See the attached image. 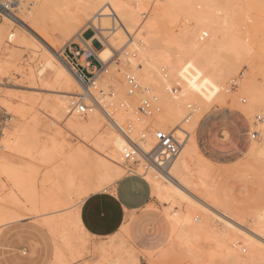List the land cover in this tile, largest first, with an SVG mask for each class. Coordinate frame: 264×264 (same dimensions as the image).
Returning <instances> with one entry per match:
<instances>
[{
	"label": "bare ground",
	"instance_id": "obj_1",
	"mask_svg": "<svg viewBox=\"0 0 264 264\" xmlns=\"http://www.w3.org/2000/svg\"><path fill=\"white\" fill-rule=\"evenodd\" d=\"M8 1L14 8L12 12L2 14L0 42L6 35L17 47L31 46L27 34L22 32L24 29L8 32L9 24L16 21L21 22V26L24 24L36 37L35 41L40 43L46 55L42 57L39 69L27 74L30 80L37 78L36 81L57 90L58 98L43 104V111L57 117L58 137L72 135L73 141L80 143L79 146L75 143L76 148L66 143L62 146L68 152L66 157L60 160L58 169L55 167L46 175V180L57 181L50 191H63L66 196L76 193L81 202L103 183L111 184L115 177L122 179L125 176L120 163L130 141H139L142 150L148 152L155 144L152 130L173 131L176 135L185 131L188 134L186 142L167 176L154 169L144 170L141 160L135 166L137 174L150 184L157 201L170 203L177 197L187 203L185 209L169 216L166 255L154 263L152 259L150 264H177L186 260L191 264H217L218 257L222 258L223 264H264V249L259 246L264 240L261 235L264 231V202L258 210L248 213L247 223L241 224L229 216L217 193L216 167L199 153L194 138L199 120L212 105L229 104L250 122L252 143L245 156L247 165L264 177V42L258 39L264 35L261 28L264 25H253L256 19L251 18L252 14L242 8L243 11L233 8L232 3L239 4L232 0H85L79 7V0H27L25 7H22V0H0V6ZM70 6L76 10H69ZM257 8L256 11L259 6ZM15 11L23 18L19 19ZM140 16L142 21H139ZM48 19L51 33L55 31L60 38L77 37L99 64L105 69L111 68V73L103 77L107 70L96 71L91 83L83 90L62 56L55 55L54 49L58 46L54 48L48 28L41 27ZM258 21L262 22L261 19ZM89 23L91 27L85 28H93L99 35L110 37L109 47L97 52L90 48L88 41H83L80 31ZM205 31L207 36L202 35ZM129 35L131 38L126 40ZM126 46L128 50L137 51V58L129 59V67L139 84L151 88L157 98V110L149 117L138 118L136 109L141 94L127 95L122 73L111 63V49L120 53ZM186 62L195 66L186 75L195 81L197 91H192L188 79L180 75ZM244 67L246 71L239 73ZM7 70L8 61L3 59L0 61V75ZM46 73L50 76H45ZM233 81H236L234 88L230 85ZM239 96L245 98V103L240 102L242 98L236 102ZM77 98L93 100L96 110L80 116L69 108L75 105L74 99ZM189 107H192L190 113L187 111ZM0 108L14 122L13 132L4 130L6 134L0 141V149L24 154L37 163L44 162L50 153L34 142L32 133L35 130L29 125V110L24 102L14 105L0 88ZM257 116L261 118L260 122H255ZM53 144L59 149V144ZM46 167V171L51 169ZM22 169L0 154V174L11 185L0 201V229L16 222L19 216L14 210L23 207L24 199L33 214L44 213L38 217H46L43 223L51 233L56 234L59 230L67 233L61 236L60 243L54 242L52 264H70L76 254L73 245L76 233L90 236L80 223L79 210L73 208L69 215L66 214L69 204L52 197L50 191H45L47 197L39 200L41 193L35 188L34 167ZM61 182L63 188H59ZM70 216L75 227L71 232L67 228ZM240 244L246 248L244 256Z\"/></svg>",
	"mask_w": 264,
	"mask_h": 264
},
{
	"label": "rangeland",
	"instance_id": "obj_2",
	"mask_svg": "<svg viewBox=\"0 0 264 264\" xmlns=\"http://www.w3.org/2000/svg\"><path fill=\"white\" fill-rule=\"evenodd\" d=\"M84 1L85 0H79L78 2L77 0L79 3L77 7H79ZM233 1L239 5H244L245 7L242 8L244 12H247L249 15L252 14L250 15L252 16L251 18L256 19L253 20V25L256 24L257 26L258 24V26H261V23L264 25V10L262 11L263 15L261 14L262 9L260 7L258 11L255 10L258 9L257 7L260 4H257V2L260 3V0H257V2L256 0H249V2H247V0H232V2ZM27 3V0H22V7L27 6ZM232 4L234 6L233 8L236 10L243 11L240 7H238V5L235 6V3ZM255 4L256 7H254ZM248 5H253L254 9L251 7L250 11L248 9L249 7H247ZM72 7L70 6L69 10L73 11V9H75V7ZM69 10L68 13H71ZM21 11H23V9H21ZM14 14H16L19 19L23 18V16L18 14L16 11ZM3 15L0 17V24L4 22ZM258 19H261L262 22H257ZM139 21H142L141 16ZM44 22L45 24H42L41 27H52L51 21L49 19ZM19 24L22 25V23H19V21H16L12 24L10 23L8 28L10 31L8 30V32L11 34V30L22 31L24 29L25 31L23 30L22 32L25 35L27 34L31 46H27V48L26 46L18 45L17 47L15 46L14 40L9 41L12 40V38L10 39L6 35L0 42V61L3 59H7L8 61L7 72L0 75L1 93L3 95H8L14 105L24 102V105L29 110V125L31 128L33 127V131L35 130L34 134L31 130L33 140L38 146L41 147V149L47 150L50 155L48 158H45L44 162L37 163L36 161H32L24 154L12 152L8 149H0V154L6 157L16 167L24 168L22 170H25L26 166L34 167V179L36 180L35 188L41 193V196L38 197L40 200L43 197H47V195H45V191H50L53 187V184L57 182L55 179L46 180V175L47 173L53 171V168L56 167V169H58L57 165L61 163L64 157H66L68 152L62 146H65L66 143L70 146H75L76 148L77 146L75 143H77L78 146L80 143L74 142L72 135L58 137V125L56 123L57 117H54V115L49 116L48 113L45 114L46 112L43 111V104H48L51 101L57 99L58 97L56 96L58 93H56L57 90L54 88L48 85H43L39 80L36 81L37 78L30 80L27 73H29V71L38 70V67L42 64V57L46 54H44L45 51L42 52L44 50L43 47L39 42L35 41L34 38L36 37L32 35L29 29H26L24 24L23 26ZM85 26L89 27L90 23L89 25L85 24L82 27L80 36H82L81 38L84 42L87 43L88 41L89 46H92L90 47L92 50L98 52L109 47L108 44L110 37L105 38L103 37L104 35H99L98 32H96L93 28L87 29ZM261 28L264 30L263 26H261ZM48 30L51 35V42L54 41V48L58 46L57 49H54L56 50L55 55L60 54L62 58L68 59V56L71 58L75 52L80 51L81 57H77L76 60L81 64L84 63L82 51L86 54L90 53L86 50V46L81 40H78L77 37L73 39H68V37L60 38L58 33V36H56V34H54L55 31L54 33H51L52 31H50L49 28ZM260 36L258 39L264 42V35ZM33 45L35 48H32ZM111 51L113 52L111 61L113 64L114 56H116L118 52L113 51L112 49ZM11 52L13 55H11ZM4 54L7 55L4 57ZM94 63L97 66V63L99 62L95 59L93 64ZM113 65V68H115V64ZM96 69H98V66ZM106 70L108 73H104L103 77H107L111 73V68H106ZM244 71H246L245 67L242 68L239 73H244ZM46 75L48 77L50 76L49 73H46L45 76ZM141 87L146 86L141 85ZM11 94L13 98H11ZM240 98L243 99L244 97L239 96L236 98V102L238 101L237 99ZM74 101L77 102L78 99H74ZM84 101L88 103V101ZM237 103H239V101ZM71 107L72 105L69 108L71 109ZM210 108L208 109V112H206L200 119L195 129L197 144L201 154L206 159L210 160L216 167L217 193L219 198L222 199L221 205L225 206L223 209L229 216L231 215L235 221H238L239 223L242 222L241 224H244L248 221V213H250L251 210H258L259 207L262 206L261 204L264 202V177L252 169L253 167L250 164L247 165V158L245 157L244 153L252 141L250 136L252 131L251 125L242 114L236 110H232L229 107V104L226 106L215 104ZM34 116L35 118H32ZM30 119H33V121L35 120V125ZM12 124H14L13 120H11L10 116L0 108V141L6 134L4 130L8 129L11 132L14 131ZM54 135L56 136L54 137ZM53 142L59 144V149L54 146ZM54 154L56 156H54ZM51 162H53V167H51ZM47 164L51 167V169H49V166L46 167ZM55 164L56 166H54ZM120 165L124 169V174L126 175V165L123 162L120 163ZM45 167L49 170L46 171ZM134 169L136 173H139L136 168ZM7 181V178L0 174V201L8 193L7 191L9 187H11L10 183H7ZM107 184L108 183H103L102 185ZM63 187L64 184L61 182L59 188ZM219 187H221V189ZM62 192L59 190L54 192L50 191L52 197L56 196L57 198L62 199L69 204L67 206L68 213L66 211V214L68 215L74 208L79 210L80 216V207L83 201L92 195L91 193L84 200L79 202L80 200L79 198H76V193L72 194L71 196H66ZM96 193V191L93 192V194ZM77 204H79L78 207H76ZM21 205L23 207L16 208L14 210L19 216L16 222L0 229V264H52L54 261L52 255V251L54 250V242L60 243L61 236H66L65 234L67 233L65 232L64 234L62 230L57 231L56 234L51 233L43 223L46 217H38V215L44 214L43 212H40L39 214H33L29 203L24 199H22ZM71 206L72 208L70 209ZM186 206L187 203H184L177 197H174L172 200H170V203H161L156 200L155 203L151 204L142 212L131 213L127 216V221L121 227L123 238L117 241H113L109 237L96 238L91 236L88 232L87 233L90 235V237L78 235L76 233V241L73 244L76 254L75 259L70 264H150L152 263V259L153 263L156 262L160 256L166 255L165 252L169 247L167 240L169 235V218L175 211H181L182 209H185ZM69 218L70 224L67 228L68 231L71 232L75 230V227L72 223L73 221L71 222L72 217L70 216ZM134 227L139 232L141 239L144 240L142 243H138L137 241L132 240V238H129V231ZM123 228H126L127 230L123 231ZM239 229L242 230V227H239ZM243 231H245L244 228ZM240 246H242V244H240ZM161 249H164V251ZM242 249L243 250L241 254L244 256L247 253L246 248L242 246ZM186 261H179L177 264H191L190 261ZM216 261H218L216 262L217 264H223L224 262L220 257H218V260Z\"/></svg>",
	"mask_w": 264,
	"mask_h": 264
},
{
	"label": "built area",
	"instance_id": "obj_3",
	"mask_svg": "<svg viewBox=\"0 0 264 264\" xmlns=\"http://www.w3.org/2000/svg\"><path fill=\"white\" fill-rule=\"evenodd\" d=\"M12 10L13 8L11 2L8 1L6 5L0 6V17L3 14L2 12L10 13L12 12ZM129 38H131L130 35L127 37V40H129ZM82 53V56L84 58L83 64L76 60V58L80 56V51L75 52L71 58L68 56V59H63L66 63V66L77 78L81 87L85 89L91 83L92 78L95 77L96 71L106 72V69L99 63H97L98 69H96V64H93L95 60L94 57L91 54H86L83 51ZM136 58L137 51L128 50L126 46L121 49L120 53H117V55L114 56L113 63L117 68H119V71L122 73L127 95L134 96L136 93L141 94V99L136 109V115L138 116V118H145L149 117L155 110H157V98L151 88L141 87L134 72L129 67V59L134 60ZM230 85L233 88L236 87V81H233ZM77 99L78 101L74 106L72 105L71 109L73 108V110H76V112L80 116H85L92 110H96L93 100L87 99L88 103H86L84 101L85 98ZM240 102L245 103V100L241 99ZM187 111L190 113L192 111V107H189ZM260 121L261 118L259 116L255 117V122ZM151 133L153 139L155 140V144L150 151H143L139 145V141H130L128 143L127 149L123 151L122 160L126 165V175L137 174L134 168L135 165L141 160L144 170L154 169L160 175L167 176L172 162L179 155L188 136L185 131L180 132V135H176L173 131L165 132L162 130L154 129L151 131ZM143 138L144 137L142 136L141 139Z\"/></svg>",
	"mask_w": 264,
	"mask_h": 264
},
{
	"label": "crops",
	"instance_id": "obj_4",
	"mask_svg": "<svg viewBox=\"0 0 264 264\" xmlns=\"http://www.w3.org/2000/svg\"><path fill=\"white\" fill-rule=\"evenodd\" d=\"M231 109L235 110L233 108ZM194 138L198 151L201 154L197 144L195 130ZM250 145L246 152H244L245 156ZM208 161L211 162L210 160ZM150 188V184L143 176L139 174L125 175L120 179L118 186L113 188L111 192L92 194L83 201L79 216L80 223L82 222L81 225L93 237H109L113 241L121 240L123 238L121 227L127 221V216L131 213H140L155 203L156 200ZM117 192L119 196L114 195ZM129 238H132V240L138 243L144 241L141 239L135 227L129 231Z\"/></svg>",
	"mask_w": 264,
	"mask_h": 264
},
{
	"label": "snow or ice",
	"instance_id": "obj_5",
	"mask_svg": "<svg viewBox=\"0 0 264 264\" xmlns=\"http://www.w3.org/2000/svg\"><path fill=\"white\" fill-rule=\"evenodd\" d=\"M238 7L244 8L245 6L244 5H238ZM247 7L251 8V7H253V5H248ZM259 7L262 10H264V0H260ZM202 35L203 36H207L208 35V32L205 31V32H203ZM194 67L195 66H194V64L192 62H186V66L180 72L181 77H184L185 79H188V76L186 74L189 73L191 70H193ZM197 75H199V71L198 70H197ZM188 83L191 86V90L192 91H197L198 90V86H197V84L195 83V81L193 79H188ZM204 83L207 84L208 81L205 80ZM187 92H188V89L186 88L185 89V93L187 94ZM205 98L207 99L208 97H205ZM120 179H121V177H115L113 179V182L111 184L101 185V186L97 187L95 189V191L97 193H109V192L112 191L113 188H116L118 186V184L120 182ZM114 195L119 196V193L118 192L117 193H114ZM78 206H79V204L76 205V207H78ZM261 235H264V231L261 232ZM259 246H260V248L264 249V240H261L260 241Z\"/></svg>",
	"mask_w": 264,
	"mask_h": 264
}]
</instances>
